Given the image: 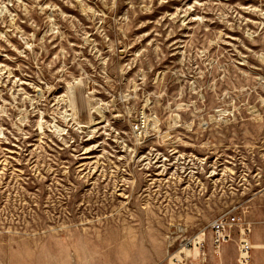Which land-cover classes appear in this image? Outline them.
<instances>
[{
    "label": "rangeland",
    "instance_id": "rangeland-1",
    "mask_svg": "<svg viewBox=\"0 0 264 264\" xmlns=\"http://www.w3.org/2000/svg\"><path fill=\"white\" fill-rule=\"evenodd\" d=\"M240 226L252 264L264 0H0V264H241Z\"/></svg>",
    "mask_w": 264,
    "mask_h": 264
},
{
    "label": "built area",
    "instance_id": "built-area-1",
    "mask_svg": "<svg viewBox=\"0 0 264 264\" xmlns=\"http://www.w3.org/2000/svg\"><path fill=\"white\" fill-rule=\"evenodd\" d=\"M236 225H237L236 218H231L229 216H223L218 220L212 222L210 226H211L213 243L216 244V243H221V241L224 240H232L235 237L233 232H235L234 230L237 227ZM239 232H241L240 229ZM244 236H245V230H244ZM240 243L242 246L241 250L245 251L244 253L246 254V256L243 259L239 260V263L250 264L249 263L250 255L248 252V250L251 248L250 243L247 240Z\"/></svg>",
    "mask_w": 264,
    "mask_h": 264
},
{
    "label": "bare ground",
    "instance_id": "bare-ground-1",
    "mask_svg": "<svg viewBox=\"0 0 264 264\" xmlns=\"http://www.w3.org/2000/svg\"><path fill=\"white\" fill-rule=\"evenodd\" d=\"M68 91H69V94H71L70 96H71V99H70V104H71V106H72V108H74V107H78L79 105H80V103L77 101V99H76V95H75V93H74V86L73 85H69L68 86ZM78 94V93H77ZM78 97H80V96H78ZM79 101H80V99H78ZM184 105V104H183ZM180 106V105H179ZM218 112H221L220 110H218ZM143 114H142V117H143V123H144V126L143 127H145L146 128V126H148V125H151V127L153 128V129H155L156 131H159V133L160 134H162V136L163 137H169L170 136V132L169 131H165V132H163V131H161V129L159 128V126L157 125V124H155V123H153L150 119H147V117H146V113L144 112V110H143V112H142ZM173 120H174V118H172ZM148 120H149V123H148ZM176 121L177 120H175L174 122L176 123ZM172 123H170V125H171ZM143 125V124H142ZM144 128V129H145ZM146 131V130H145ZM139 132H141V131H139ZM137 133V132H136ZM140 134V133H139ZM142 136V135H141ZM140 136V137H141ZM139 137V136H138ZM240 231H241V234H240V237H239V244H240V242H243V241H245V240H247L250 244H251V242L249 241V239H247L245 236H244V230H243V227L242 226H240ZM224 243H227V241L226 240H224V241H221V243H220V246H222V244H224ZM251 247H252V244H251ZM195 249V248H194ZM195 253L196 252H198L196 249L195 250H193ZM189 252V251H188ZM239 252H241L240 253V258H239V260H241V259H243L245 256H246V254L244 253L245 251H239Z\"/></svg>",
    "mask_w": 264,
    "mask_h": 264
},
{
    "label": "crops",
    "instance_id": "crops-1",
    "mask_svg": "<svg viewBox=\"0 0 264 264\" xmlns=\"http://www.w3.org/2000/svg\"><path fill=\"white\" fill-rule=\"evenodd\" d=\"M253 241L256 244V248L260 247V245L264 246V228L259 227L256 228V231L253 236ZM251 263L252 264H264V248L260 249H252L251 251Z\"/></svg>",
    "mask_w": 264,
    "mask_h": 264
}]
</instances>
